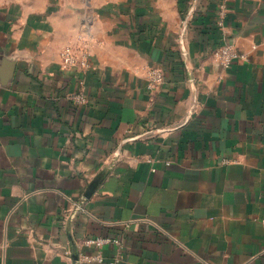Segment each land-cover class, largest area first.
I'll return each instance as SVG.
<instances>
[{"label":"crops","instance_id":"1","mask_svg":"<svg viewBox=\"0 0 264 264\" xmlns=\"http://www.w3.org/2000/svg\"><path fill=\"white\" fill-rule=\"evenodd\" d=\"M0 264H264V0H0Z\"/></svg>","mask_w":264,"mask_h":264},{"label":"built area","instance_id":"2","mask_svg":"<svg viewBox=\"0 0 264 264\" xmlns=\"http://www.w3.org/2000/svg\"><path fill=\"white\" fill-rule=\"evenodd\" d=\"M92 20L85 17L78 25L74 43L66 45L59 53L60 62L64 68L85 71L90 63L89 41L92 35ZM213 55L220 65L229 67L237 58H243V54H238L234 46L229 42H224L213 49ZM164 80V73L160 67H150L147 71V86L154 89ZM67 98L74 104H83L87 97L82 89H78L67 94ZM168 163V161H167ZM81 208L80 205L76 209ZM74 216V213L72 214ZM108 241L107 237H86L83 239L86 245L101 246Z\"/></svg>","mask_w":264,"mask_h":264},{"label":"rangeland","instance_id":"3","mask_svg":"<svg viewBox=\"0 0 264 264\" xmlns=\"http://www.w3.org/2000/svg\"><path fill=\"white\" fill-rule=\"evenodd\" d=\"M87 6H88V8H89V12L87 13V15H88V17L91 18L92 23H93V21H94V19H95V14H94V12H93V10H92L91 5L89 4V5H87ZM92 23H91V28H92Z\"/></svg>","mask_w":264,"mask_h":264}]
</instances>
